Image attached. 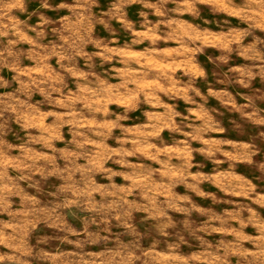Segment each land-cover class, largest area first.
Instances as JSON below:
<instances>
[{"label":"clouds","instance_id":"9594fccd","mask_svg":"<svg viewBox=\"0 0 264 264\" xmlns=\"http://www.w3.org/2000/svg\"><path fill=\"white\" fill-rule=\"evenodd\" d=\"M0 264H264V0H0Z\"/></svg>","mask_w":264,"mask_h":264}]
</instances>
